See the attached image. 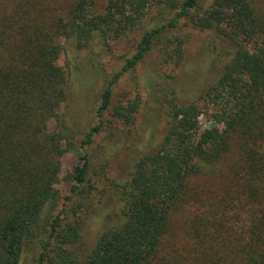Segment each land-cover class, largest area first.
<instances>
[{
    "label": "trees",
    "instance_id": "16d2710c",
    "mask_svg": "<svg viewBox=\"0 0 264 264\" xmlns=\"http://www.w3.org/2000/svg\"><path fill=\"white\" fill-rule=\"evenodd\" d=\"M262 5L0 0V264H264ZM182 25L216 35L221 69L190 102L174 88L161 96L149 91L151 122L160 114L166 120L162 140L134 159L125 181L112 183L116 222L82 255L81 225L104 192L90 178L86 146L107 113L134 125L140 96L112 106L114 89L154 48L164 64L177 65L186 42L177 33ZM132 34L138 38L131 56L103 75L97 124L77 142L58 114L68 94L57 64L61 41L83 50ZM153 82L147 80L150 88ZM202 116L211 124L203 130ZM71 151L77 163L62 197L61 159Z\"/></svg>",
    "mask_w": 264,
    "mask_h": 264
},
{
    "label": "rangeland",
    "instance_id": "374dc122",
    "mask_svg": "<svg viewBox=\"0 0 264 264\" xmlns=\"http://www.w3.org/2000/svg\"><path fill=\"white\" fill-rule=\"evenodd\" d=\"M258 1L264 7V0ZM211 2L212 0H200V5L207 7ZM177 33L186 39L183 58L177 65L164 64L162 55L154 48L136 67L135 72L124 75L114 89L112 106L117 101L132 100L137 95L140 96L134 125L124 127L107 113L103 118L105 124L102 130L86 146L92 170L90 178L95 187L104 192L81 225L82 248L79 250L82 255L93 248L99 235L116 222L111 216L119 207L113 201L112 183L125 181L134 159L145 151L155 149L162 140L166 120L160 114L156 122H151L150 114L155 106L149 97V91L155 89L161 96L166 88H174L179 100L190 102L197 99L206 88L207 81H214L221 69L214 48L218 50L219 42L213 32L182 25ZM137 38L136 34H132L110 42L107 47L96 42L83 50L77 49L72 40L61 41L63 51L57 64L66 73L68 94L58 114L67 128L76 134L77 142L97 124L95 111L103 87V75L112 76L120 69L125 59L133 53ZM151 78H154V82L150 88L147 80ZM199 124L202 130L211 126L205 116L199 118ZM48 126L52 131L54 122L50 121ZM76 163L77 156L73 151L66 153L61 159L60 182L56 188L62 197L68 194L69 189L64 178Z\"/></svg>",
    "mask_w": 264,
    "mask_h": 264
}]
</instances>
